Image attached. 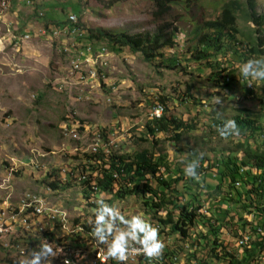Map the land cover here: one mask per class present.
Returning a JSON list of instances; mask_svg holds the SVG:
<instances>
[{
    "label": "rangeland",
    "instance_id": "1",
    "mask_svg": "<svg viewBox=\"0 0 264 264\" xmlns=\"http://www.w3.org/2000/svg\"><path fill=\"white\" fill-rule=\"evenodd\" d=\"M7 1L6 18L16 16L18 28L30 31L31 39L16 49L6 45L0 52V197L9 195V199L15 201L28 191L75 213L87 212L90 194L85 195L79 179L83 166H100L96 154L88 151L94 134L113 142L116 146L113 151L118 154H131L154 145L156 151L172 162L173 172L160 171L166 179L171 178L175 170H183L186 156L190 161L198 156L217 160L238 154L241 158V148L237 147L241 140L237 135L221 137L218 122L232 120L239 109L264 113V80L246 78L241 72L245 59H260L259 55L248 53L247 48L254 36L264 39V34H257L256 25L240 16L236 22L239 33L225 37L220 51L212 52L206 60L196 57L199 43L195 30L208 32L205 22L216 19L222 7L233 0H186L172 4L164 15L157 11L152 0ZM256 3V12L263 13L264 0H256ZM69 14L75 15L77 23L83 26L84 29H80L83 34L90 29L143 36L162 29L163 36L174 34V45L160 49L152 61H145L140 53L134 54L127 47L112 50L102 40L93 41L105 46L108 54L105 78L92 84L77 83L71 69L73 54L68 52L75 36L61 33L54 37L48 29L57 27L50 20L61 21V24ZM4 33L0 23V35ZM81 45L79 43L78 47ZM235 49L240 51L238 56L234 54ZM167 63H176V69H167ZM223 68L222 78L228 79L226 86H222V79L217 84L216 77L212 76ZM216 98L221 103L217 104ZM156 104L164 108L162 117L182 120L193 129L185 131L179 142L169 140L172 134L169 131L155 132L157 139L154 140L145 126L150 120L155 121L151 112ZM261 122L264 123V118ZM64 129L68 135L64 134ZM258 143H264V136ZM252 144L250 140L249 145ZM83 174L87 176L88 171ZM48 175L52 177L48 179ZM204 180L209 182L206 176L190 181L183 174V182L177 190L185 193L187 201L188 195L196 194L199 187L211 189L214 183L202 185ZM51 181L58 183L59 188L51 189L48 185ZM97 196L118 207L125 218L142 214L157 227L159 238L166 245L163 255L168 254V264L174 258L172 252L177 254L176 264H188L190 255L198 254L197 244L203 241L197 236L201 232L206 234L208 228L198 224L190 231L189 239H178V235L171 234L170 228L158 220L163 212L153 213L155 209L148 203L152 194L118 197L113 191L97 192ZM222 197L212 192L203 200L204 210H228L231 213L227 220L230 216L236 217L237 205L228 204ZM165 200L168 202L167 198ZM161 208L166 209L164 205ZM167 208L173 210L174 206ZM257 220L256 216L247 215L245 222L254 227ZM242 229L233 223L220 230L219 240L227 251L239 252L249 240L256 239L253 232L249 230L244 234ZM57 253L61 255L49 257L53 264H64L65 259L72 261L75 257H64L66 252ZM29 254L0 250V264H24Z\"/></svg>",
    "mask_w": 264,
    "mask_h": 264
},
{
    "label": "trees",
    "instance_id": "2",
    "mask_svg": "<svg viewBox=\"0 0 264 264\" xmlns=\"http://www.w3.org/2000/svg\"><path fill=\"white\" fill-rule=\"evenodd\" d=\"M185 1L152 0V3L157 11L164 15L170 11L172 4L184 3ZM256 8V0L227 2L216 19L205 22L204 28L208 32L203 33V30L200 32H197V29L195 30V36L199 43L196 57L200 60H206L212 52L220 51L223 48L221 44L224 43L225 37H234L239 33L236 22L240 16L247 23L251 22L256 25L255 32L257 34L260 32L264 34V12L257 13ZM67 20L68 16L61 24L65 25ZM50 21L54 22L57 27L61 25V21ZM75 26L84 29L79 23H76ZM173 35V33H170L169 36H163L162 29L154 34L143 36H129L123 33L110 34L101 30L88 29L85 34L78 32L76 38L91 44H98L93 41L102 40L110 45L112 50L127 47L134 54L140 53L145 61H152L160 49L171 48L174 45ZM250 42L252 44L247 48L248 53L259 55L260 59L264 60V49L261 50L260 48L264 46V39L254 36ZM239 52L235 49L234 54L238 56ZM254 58L256 59V57ZM249 59H245V62ZM215 63L217 64V62ZM165 67L169 70H175L177 64L167 63ZM221 71H225V68L216 70L212 76L216 77L217 84L221 83L220 79H222L224 82L222 86H226L228 79L222 78L223 73ZM249 93H251L250 90ZM238 112L232 120L236 121L239 128L237 137L241 141L238 142L237 147L241 148V158H238V154L233 158L226 157L217 160H208V158L202 156L196 157L195 159H199L200 164L197 169L198 178L206 176L209 179V182L204 180L202 185L214 184H212L211 189L209 186L208 189L205 186L199 187L196 194L188 195L187 201L184 199L185 193L177 190V186L180 182H183L184 168L187 163L191 162L189 156H186L183 170H175L171 178L166 179L160 171L163 170L167 174L173 172L170 169L172 162L168 161L165 154L156 151L154 145L149 149L135 151L131 154H118L116 151L110 153L109 156H104L102 153L96 154L101 161L100 166L87 165L81 168L82 173L88 171L86 180L82 181V186L89 185L93 181L99 192L112 193L115 191L118 197L135 193L152 194L153 198L148 200V203L155 209L153 213L163 212V217H159L158 220L163 226L170 228L171 234L178 235V239H189L190 231L198 224L208 228L206 234H202V232L198 234L197 238L202 240L203 243L199 244L198 242L199 252L198 254L193 252L190 255L188 264H262L264 261V143L259 144L258 139L264 136V123L261 122L264 113L259 115L245 109H239ZM154 120H150L152 125L149 122L145 126L147 132L154 136V140L157 139L155 132L165 133L169 131V133H172L169 140L179 142L185 131L193 129L190 124L182 120H176L174 117H171L170 120L165 117ZM224 122H218V128ZM250 140L253 141L252 146L249 145ZM47 177L49 179L52 175ZM189 179L190 181L196 180ZM48 185L53 190L59 188L58 183L54 181L49 182ZM87 187L84 188L86 196H88V193L93 192L89 186ZM212 192L223 195L222 199H225L228 204L237 205L236 217L230 216L227 220L228 215L231 213L228 210L223 212L216 209L211 211L208 208L204 210L203 203L212 195ZM162 205L166 209L161 208ZM168 205H173L174 209L168 210ZM247 215L257 217L258 220L255 222L254 227L245 222ZM233 223L237 227L242 226L244 234L250 230L256 236V239L249 240L246 246L240 247L241 249L239 248V252L236 253L227 251L219 240L220 230L225 225L231 226ZM245 225L250 226V228H244ZM175 253L170 254L174 257L173 260L175 259L174 263L176 264L178 257ZM167 256L168 254L164 253L162 257L152 261L157 264H168L164 261ZM169 263L172 264V259Z\"/></svg>",
    "mask_w": 264,
    "mask_h": 264
},
{
    "label": "built area",
    "instance_id": "3",
    "mask_svg": "<svg viewBox=\"0 0 264 264\" xmlns=\"http://www.w3.org/2000/svg\"><path fill=\"white\" fill-rule=\"evenodd\" d=\"M8 8L9 2L1 0L0 23L5 33L0 35V52L4 51L6 45L16 49L31 39L30 31L18 28L16 16L13 19L6 18L7 13L4 12ZM76 23L75 15L69 14L67 23L62 27L49 26V34L52 33L54 37L61 33L64 36H75L76 40L71 43L72 49L68 52L73 54L71 69L76 76L77 83L97 82L105 78L107 51L102 44L85 43L76 38L78 32L82 33L75 26ZM79 43L82 44L81 48L78 47ZM158 108L162 109L159 114H157ZM163 111V106L156 104L152 108L151 118H161ZM64 134L68 135L67 129H64ZM94 137L88 147L89 152L102 153L104 156H109L114 152L113 148L116 146L113 142L103 140L98 134H94ZM79 180L84 182L86 176L82 173ZM87 186L93 190L87 198L89 201L86 206L90 208L87 212L75 213L62 205L52 203L51 200L41 195L28 191L15 201L10 200L9 195L6 198L0 197V250L15 252V254L31 252L39 242L37 238L46 237L50 243L54 242L55 252H62V254L63 252H86L85 255L75 256L71 261L72 264H120L111 258L105 260V255L97 258V263H90V256H95V252H106V245L98 243L92 234L95 220L94 209L98 206L96 201L99 199L97 196L99 191L93 181L89 185H84L83 188ZM134 246L139 247V245ZM132 257H141L142 264H154L142 253L131 254L126 264H130ZM172 261L175 264V259Z\"/></svg>",
    "mask_w": 264,
    "mask_h": 264
},
{
    "label": "clouds",
    "instance_id": "4",
    "mask_svg": "<svg viewBox=\"0 0 264 264\" xmlns=\"http://www.w3.org/2000/svg\"><path fill=\"white\" fill-rule=\"evenodd\" d=\"M242 74L253 80H264V60L249 59L241 66ZM216 103H221L216 98ZM162 109H157V114ZM221 137L239 135V128L235 120H227L218 128ZM199 159L187 163L184 168L186 177L198 179L197 169ZM94 209L95 220L92 234L100 244L106 245L105 260L111 258L120 264H126L129 256L133 253H142L149 260L162 257L165 243L159 238V229L143 218L142 214L125 218L118 207L109 205L103 198L96 201ZM123 225V227H121ZM38 244L30 252V258L24 264H50L49 257H57L53 250V243L46 237H38ZM134 245H139L135 247ZM166 261V260H164ZM64 264H72L68 259Z\"/></svg>",
    "mask_w": 264,
    "mask_h": 264
},
{
    "label": "bare ground",
    "instance_id": "5",
    "mask_svg": "<svg viewBox=\"0 0 264 264\" xmlns=\"http://www.w3.org/2000/svg\"><path fill=\"white\" fill-rule=\"evenodd\" d=\"M105 253L106 252H95V256H91V258H90L91 259L90 263H97V258H102V255H105ZM57 254H60V253H57ZM76 255H78V252H66V253H64V257H68V258H73ZM81 255H83V253L81 254V252H79L78 256H81ZM16 257H18V256H16ZM18 258H20V257H18ZM28 258H30V257H28ZM153 263L155 264L156 262L153 261ZM50 264H53V263L50 262ZM130 264H142V258L141 257H132L130 259ZM172 264H173V262H172Z\"/></svg>",
    "mask_w": 264,
    "mask_h": 264
}]
</instances>
